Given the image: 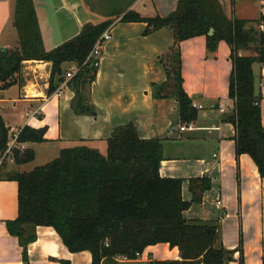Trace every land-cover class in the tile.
I'll return each mask as SVG.
<instances>
[{
	"label": "trees",
	"instance_id": "1",
	"mask_svg": "<svg viewBox=\"0 0 264 264\" xmlns=\"http://www.w3.org/2000/svg\"><path fill=\"white\" fill-rule=\"evenodd\" d=\"M121 21L147 23L145 33L162 27L171 30L173 41L160 56L167 78L152 82L155 98L174 97L179 102L181 122L197 120L199 110L184 87L181 42L205 35L207 49L217 50L221 40L232 49L233 70L229 97L234 112L226 120L236 127V154H249L264 177V124L261 102L263 94L256 88L254 64H264V31L256 19L229 18L219 0H178L168 15L144 16L130 9ZM114 22L85 23L73 38L47 50L44 45L34 0H16L12 25L18 34L15 47L0 50V90L21 85L26 60L52 62L48 93H53L65 80L66 62L78 67L68 82L75 90L71 101L78 115L97 116V106L90 96V86L98 67L89 54L98 38ZM214 28V33L210 30ZM252 54L240 55L241 51ZM88 74V75H87ZM81 75L80 87L77 82ZM10 128L0 114V153L9 143ZM47 127H22L21 143L47 141ZM107 152L88 145L63 148L59 156L30 171L13 170L6 177L18 182V215L6 221L12 235L23 247L24 264H30L29 245L37 239L38 225L52 226L71 252L89 250L91 264H120L119 258L136 260L149 245L168 243L178 247V259H151L149 264H229L233 251L221 242L219 219L186 218L183 212L201 202L211 188L208 174L190 177L191 199H184V178L163 177L164 158L161 138H142L133 122L115 127L107 138ZM17 164L35 159V149L14 148ZM1 176V175H0ZM239 263L245 264L242 243ZM71 264L69 259H60Z\"/></svg>",
	"mask_w": 264,
	"mask_h": 264
},
{
	"label": "crops",
	"instance_id": "2",
	"mask_svg": "<svg viewBox=\"0 0 264 264\" xmlns=\"http://www.w3.org/2000/svg\"><path fill=\"white\" fill-rule=\"evenodd\" d=\"M219 1L229 18L264 17V0H259L258 15L239 13V0ZM34 2L47 50L76 36L85 23L113 19L114 25L90 86V96L98 110L96 117L73 111L71 101L75 90L69 83L60 96L48 93L53 67L49 61L26 60L22 84L0 90V114L9 132L26 125L47 127V141L26 143L27 147L35 149L33 161L17 164L9 155L0 165V264H24L19 238L9 232L6 224L18 215V182L6 175L13 170H32L26 166L37 160L39 152H42L40 159L46 162L59 156L61 149L82 144L105 154L107 138L113 129L130 122L135 124L140 137L163 140L160 173L163 177L184 178V199L192 197L188 178L211 176L212 186L204 193L202 201L193 203L183 215L189 219H219L221 242L233 251L234 260L229 264H240L241 243L245 264H264V177L249 154L237 157L236 127L226 120L235 108L229 97L233 70L231 46L221 40L217 50L210 52L205 35L181 42L184 87L199 110L197 120L183 124L176 98L152 95V82L161 83L167 78L159 56L173 41L171 30L162 27L146 34L147 23L121 21L122 15L118 14L133 9L144 16L157 13L165 16L176 8L178 0ZM14 5L15 0H0V47L6 49L18 44V34L12 25ZM63 67L66 80L67 73L77 65L66 62ZM254 72L256 88L264 96V64L255 63ZM15 86L18 94H7ZM261 107L264 124V98ZM37 109L39 113L33 116ZM41 144L46 145L44 151H39ZM36 233L37 239L29 245L30 264H63L60 259H69L71 264L92 263L89 250L71 252L52 226L38 225ZM178 258V247L158 243L149 245L136 260L119 261L120 264H149L151 259Z\"/></svg>",
	"mask_w": 264,
	"mask_h": 264
},
{
	"label": "built area",
	"instance_id": "3",
	"mask_svg": "<svg viewBox=\"0 0 264 264\" xmlns=\"http://www.w3.org/2000/svg\"><path fill=\"white\" fill-rule=\"evenodd\" d=\"M114 23H112L107 30H105V32L98 38V40L96 41L95 45L93 46L90 54H89V57H93V58H96V61L94 62L95 65L99 66L100 65V62H101V56H102V50H103V47L105 45V43L111 39L112 37V33H111V29L113 27ZM259 27H260V30H263L264 29V23L261 22L259 24ZM78 71V67H76L75 69H73L72 71H69L67 73V76H66V80H64L61 85L53 92V95H57V96H60L62 95V92H63V87L66 86L68 84V82L70 81V79H72L75 74L77 73ZM50 98V96H48V99ZM194 106H196V104H194ZM39 110L40 109H37L34 113H33V116L34 115H37L39 113ZM183 129L186 128V125H184L182 127ZM22 128L20 129H17V128H13L12 130V135H10V140H9V143H8V146L6 148V150L3 152V153H0V165L2 164V162L4 161V159H6L7 156L9 155H13V150L14 148H20L21 150H24L27 146L25 143H21L19 142L18 140V136H19V133L21 131ZM138 257H141V255L138 253L137 254ZM119 260H130L128 259L127 257H124V258H119Z\"/></svg>",
	"mask_w": 264,
	"mask_h": 264
},
{
	"label": "rangeland",
	"instance_id": "4",
	"mask_svg": "<svg viewBox=\"0 0 264 264\" xmlns=\"http://www.w3.org/2000/svg\"><path fill=\"white\" fill-rule=\"evenodd\" d=\"M16 2V0H15ZM121 7V6H118ZM239 13L243 15H251L256 14L258 15L260 13V2L259 0H239ZM259 27V26H258ZM260 29V27H259ZM7 94L9 95H16L18 94V87H13ZM10 135H12V132H9ZM46 145H39V151H44ZM42 152H39V157L37 160L33 163H30L26 166L27 169H33L36 165L44 164L46 161L40 159V155ZM57 157V156H56Z\"/></svg>",
	"mask_w": 264,
	"mask_h": 264
},
{
	"label": "water",
	"instance_id": "5",
	"mask_svg": "<svg viewBox=\"0 0 264 264\" xmlns=\"http://www.w3.org/2000/svg\"><path fill=\"white\" fill-rule=\"evenodd\" d=\"M212 33H214V28H212L211 30H210V34H212ZM3 49H5L4 47H0V50H3ZM250 55L252 54V53H249ZM240 55H244V53L241 51L240 52ZM48 62V61H47ZM88 75V74H87ZM80 80H81V75L79 76V79H78V82H77V89H79V87H80Z\"/></svg>",
	"mask_w": 264,
	"mask_h": 264
}]
</instances>
